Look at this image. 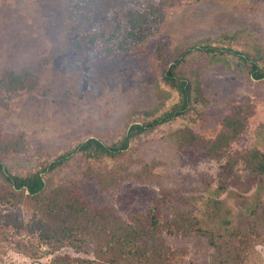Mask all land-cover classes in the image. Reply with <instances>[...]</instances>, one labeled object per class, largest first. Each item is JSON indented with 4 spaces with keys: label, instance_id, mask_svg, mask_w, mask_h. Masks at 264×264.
I'll return each instance as SVG.
<instances>
[{
    "label": "rangeland",
    "instance_id": "1",
    "mask_svg": "<svg viewBox=\"0 0 264 264\" xmlns=\"http://www.w3.org/2000/svg\"><path fill=\"white\" fill-rule=\"evenodd\" d=\"M105 5L106 0H0V76L30 66L36 76L31 89L0 88V154L11 171L40 170L90 137L115 142L131 123L170 108L178 93L163 80L164 70L193 43L233 47L264 64V0H182L167 9L147 39L113 54L101 36L89 41L93 34L110 33L120 17L117 4ZM228 58L212 61L196 52L183 63L179 74L198 77L209 101L132 140L115 162L122 168L114 181L97 180L108 168L105 162L94 165L82 157L70 158L54 176L124 217L153 211L168 220L180 211L206 229L221 227L225 217L238 220L256 201L261 182L231 160L238 151H264V78ZM239 107L244 127L230 141L229 156L210 155L202 142L189 144L185 129L210 141ZM180 130L183 135H175ZM23 213L0 200V223L22 220ZM174 230L166 236L180 249L178 264H211L215 250L206 236ZM1 255L0 264H38L13 249ZM251 264H264V237Z\"/></svg>",
    "mask_w": 264,
    "mask_h": 264
},
{
    "label": "trees",
    "instance_id": "2",
    "mask_svg": "<svg viewBox=\"0 0 264 264\" xmlns=\"http://www.w3.org/2000/svg\"><path fill=\"white\" fill-rule=\"evenodd\" d=\"M181 2L145 0L143 5L139 0H106V7L117 4L120 17L110 33L93 34L89 41L94 43L101 36L108 54L125 52L152 35L167 9ZM196 52L210 56L212 61L221 58L230 61L231 57L237 66L244 64L252 77L264 78V64L259 58L233 47L193 43L163 73V80L178 93V100L148 121L131 123L119 140L106 143L96 137L84 139L40 170L27 174L11 171L0 154V200L9 203L13 211H24L22 220L14 218L0 223V260L2 252L13 249L38 264H178L180 249L168 243L166 236L177 228L184 236L192 233V229L206 236L215 250L211 264H251L255 247L264 237V151L257 147L238 151L231 160L241 162L245 169L260 176L256 201L238 220L225 217L217 228H203L200 219L180 211L176 218L168 220L153 211L146 214L136 210L124 217L112 205L96 203L72 182L54 176V171L70 158L82 157L94 165L105 162L108 168L98 173L97 180L114 181L122 168L115 162L132 140L186 115L195 104H206L209 98L203 93L200 79L179 74V68ZM34 77V66L18 71L7 69L0 76V88L9 92L31 89L36 83ZM243 111L239 107L226 116L221 132L210 141H203L185 129L189 144L202 142L204 149L216 157L230 154L227 150L230 141L244 127ZM11 141L8 140L10 146ZM131 171L132 168L127 169L126 175ZM214 205L220 209V200H215ZM45 257L47 260L43 261Z\"/></svg>",
    "mask_w": 264,
    "mask_h": 264
}]
</instances>
